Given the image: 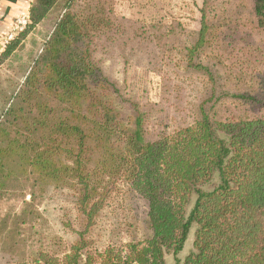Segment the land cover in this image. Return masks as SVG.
<instances>
[{"label": "trees", "instance_id": "trees-1", "mask_svg": "<svg viewBox=\"0 0 264 264\" xmlns=\"http://www.w3.org/2000/svg\"><path fill=\"white\" fill-rule=\"evenodd\" d=\"M112 3L33 0L28 23L3 49L8 55L61 8L0 112V191L29 188L33 207L37 193L59 195L64 235L0 264H166L167 254L174 264H264V112L228 119L217 111L229 101L264 111V0L252 1L246 22L227 17L229 26L224 16L208 20L204 0L192 31L177 19L133 22ZM150 45L204 81L193 123L157 138L147 137L142 104L119 98L96 67L106 46L128 63ZM127 198L143 204L142 238L119 235L133 225L128 211L138 213ZM190 230L191 251L179 259Z\"/></svg>", "mask_w": 264, "mask_h": 264}, {"label": "rangeland", "instance_id": "rangeland-1", "mask_svg": "<svg viewBox=\"0 0 264 264\" xmlns=\"http://www.w3.org/2000/svg\"><path fill=\"white\" fill-rule=\"evenodd\" d=\"M206 1L208 20L224 16L226 20H219L221 24L227 23L229 26L230 19L227 17L233 21L232 15L235 13L241 15L246 22L244 20L248 19L246 10L251 7L253 0ZM203 5L204 0H113L112 8L116 15L133 22L166 25L177 19L183 24L184 29L192 31L200 28ZM60 10V7L51 10L42 21L26 31V34L19 35L8 55H2L5 47L0 52V112L9 102L11 94L24 80ZM248 26L250 29L249 24ZM246 28L247 25L242 27V30L245 31ZM221 29L224 30V25ZM259 35L255 34V38ZM139 51L126 63L115 47L106 46L96 53V67L116 90L119 98L131 99L142 104L146 111L145 127L148 138L172 134L191 125L195 116L193 111L195 103L204 91L203 79L184 73L174 59L161 60L160 53L151 45L146 52L139 53ZM217 111L219 117L228 119L246 114L260 116L264 112L247 105H236L230 101L219 103ZM29 192V188L0 191V259L9 254L27 256L37 250H47L49 242L64 235L57 222L61 213L57 203L61 200L59 195L53 194L51 199L40 200V195L37 193L33 207L26 203L30 202ZM110 197L113 199L115 193L110 194ZM127 201L128 206L134 202V208L138 213L135 211L131 217L128 211V221L133 225L131 230L121 227L122 232L119 235L123 236V240H128L129 233L142 238L145 231L141 212L143 204L137 198H127ZM109 208L102 211L106 218L107 231H110L108 222L114 218L111 217V213H107ZM191 240L190 230L183 249L177 254L179 259L191 251ZM165 263L174 264V257L170 254L165 255Z\"/></svg>", "mask_w": 264, "mask_h": 264}, {"label": "crops", "instance_id": "crops-1", "mask_svg": "<svg viewBox=\"0 0 264 264\" xmlns=\"http://www.w3.org/2000/svg\"><path fill=\"white\" fill-rule=\"evenodd\" d=\"M32 2L33 0H0V52L3 49L2 39L10 32L17 17L28 14Z\"/></svg>", "mask_w": 264, "mask_h": 264}, {"label": "built area", "instance_id": "built-area-1", "mask_svg": "<svg viewBox=\"0 0 264 264\" xmlns=\"http://www.w3.org/2000/svg\"><path fill=\"white\" fill-rule=\"evenodd\" d=\"M28 23V14H22L21 16L17 17L13 23V26L10 32L4 36L1 42L2 48L5 47L6 44L9 43L19 32H21L26 24Z\"/></svg>", "mask_w": 264, "mask_h": 264}]
</instances>
